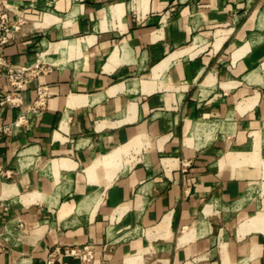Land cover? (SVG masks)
<instances>
[{
  "label": "crops",
  "instance_id": "1",
  "mask_svg": "<svg viewBox=\"0 0 264 264\" xmlns=\"http://www.w3.org/2000/svg\"><path fill=\"white\" fill-rule=\"evenodd\" d=\"M5 2L0 264H264V0Z\"/></svg>",
  "mask_w": 264,
  "mask_h": 264
},
{
  "label": "built area",
  "instance_id": "2",
  "mask_svg": "<svg viewBox=\"0 0 264 264\" xmlns=\"http://www.w3.org/2000/svg\"><path fill=\"white\" fill-rule=\"evenodd\" d=\"M26 21L27 14H21L17 20L11 21L5 0H0V30L3 32V34L0 35V71L7 63L4 55L1 52L2 45L8 42V34L20 31L22 25L25 24ZM41 70L42 67L39 66V64L21 67L9 66L7 68V78L10 86L13 89L5 96V100L14 106L20 105V91L23 89L25 84L29 83L41 72ZM45 98L46 92L40 89L37 99L28 110L30 115L23 116L18 121L19 123L17 122V125H19L22 121H32L34 117L39 115L45 106ZM0 129L7 131L8 127H3ZM62 256L76 257L78 258L80 264H94L96 258V249L91 242L58 245L48 253L46 257V264H57L58 258Z\"/></svg>",
  "mask_w": 264,
  "mask_h": 264
},
{
  "label": "bare ground",
  "instance_id": "3",
  "mask_svg": "<svg viewBox=\"0 0 264 264\" xmlns=\"http://www.w3.org/2000/svg\"><path fill=\"white\" fill-rule=\"evenodd\" d=\"M19 123V122H18Z\"/></svg>",
  "mask_w": 264,
  "mask_h": 264
}]
</instances>
